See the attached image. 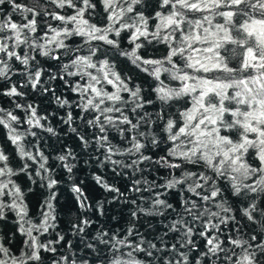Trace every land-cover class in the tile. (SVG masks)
<instances>
[{"label": "snow or ice", "instance_id": "snow-or-ice-1", "mask_svg": "<svg viewBox=\"0 0 264 264\" xmlns=\"http://www.w3.org/2000/svg\"><path fill=\"white\" fill-rule=\"evenodd\" d=\"M0 264H264V0H0Z\"/></svg>", "mask_w": 264, "mask_h": 264}, {"label": "trees", "instance_id": "trees-1", "mask_svg": "<svg viewBox=\"0 0 264 264\" xmlns=\"http://www.w3.org/2000/svg\"><path fill=\"white\" fill-rule=\"evenodd\" d=\"M49 111H51V109H49ZM83 175V174H81ZM114 183L117 184V186L123 187L122 182L121 181H113ZM87 191L93 196L95 197L96 200L98 201H103L104 200V196L105 194L102 193V190H99L97 188H89L87 189ZM109 199H111V196L108 197ZM66 199L65 196L61 197V201L63 202ZM105 208L107 210V213L105 216H100L99 220L97 221V226H101L105 223V221H108L110 226H112L113 228H123L126 226V222L128 219V213H129V209L124 207L123 203H117V202H113L112 204H105ZM75 209H73V213H70V215H74ZM117 217V220H112L111 217ZM67 219V217H66ZM95 219V217H94ZM142 231L144 229H141ZM71 239L73 240V243L77 242V238L76 237H71ZM63 251V249H61Z\"/></svg>", "mask_w": 264, "mask_h": 264}]
</instances>
